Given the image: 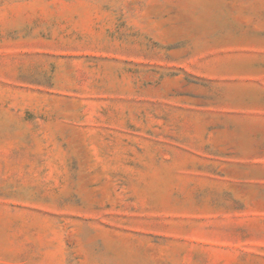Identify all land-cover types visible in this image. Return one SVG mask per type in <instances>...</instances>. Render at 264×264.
Segmentation results:
<instances>
[{"label":"rangeland","instance_id":"374dc122","mask_svg":"<svg viewBox=\"0 0 264 264\" xmlns=\"http://www.w3.org/2000/svg\"><path fill=\"white\" fill-rule=\"evenodd\" d=\"M0 264H264V0H0Z\"/></svg>","mask_w":264,"mask_h":264}]
</instances>
